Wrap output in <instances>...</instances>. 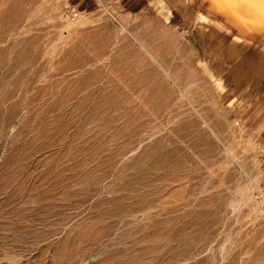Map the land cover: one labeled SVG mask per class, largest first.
Masks as SVG:
<instances>
[{
	"label": "rangeland",
	"instance_id": "374dc122",
	"mask_svg": "<svg viewBox=\"0 0 264 264\" xmlns=\"http://www.w3.org/2000/svg\"><path fill=\"white\" fill-rule=\"evenodd\" d=\"M174 1L0 0V264H264V78Z\"/></svg>",
	"mask_w": 264,
	"mask_h": 264
},
{
	"label": "bare ground",
	"instance_id": "6f19581e",
	"mask_svg": "<svg viewBox=\"0 0 264 264\" xmlns=\"http://www.w3.org/2000/svg\"><path fill=\"white\" fill-rule=\"evenodd\" d=\"M174 2H177L178 9L185 16L189 17L192 23L194 22L195 25L200 24L201 30H199L204 36L211 37L213 41L217 42V48L223 49L224 55L222 54V57L224 58V62L227 59L234 62L236 66L235 71L239 72V75L243 72L249 74L257 72L258 77L264 78V51L257 56L253 55L251 57H246L247 55L245 54L246 58H243V53L254 42L260 39L264 42V0H199L200 5L197 8L190 6L188 4L189 0ZM224 32H227L228 35H235V37L229 40V42L226 41L223 47L222 42L225 41ZM225 38L227 40V37ZM212 39H210L211 43L213 42ZM228 65H230L229 62ZM230 67H232V64Z\"/></svg>",
	"mask_w": 264,
	"mask_h": 264
},
{
	"label": "crops",
	"instance_id": "0c3cea01",
	"mask_svg": "<svg viewBox=\"0 0 264 264\" xmlns=\"http://www.w3.org/2000/svg\"><path fill=\"white\" fill-rule=\"evenodd\" d=\"M188 4H190V6H192V7H196V0H189Z\"/></svg>",
	"mask_w": 264,
	"mask_h": 264
}]
</instances>
